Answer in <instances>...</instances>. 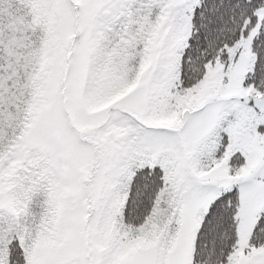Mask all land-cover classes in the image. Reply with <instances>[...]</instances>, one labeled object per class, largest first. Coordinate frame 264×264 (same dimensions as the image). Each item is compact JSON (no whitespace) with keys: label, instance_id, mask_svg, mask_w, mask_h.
Masks as SVG:
<instances>
[{"label":"snow or ice","instance_id":"1","mask_svg":"<svg viewBox=\"0 0 264 264\" xmlns=\"http://www.w3.org/2000/svg\"><path fill=\"white\" fill-rule=\"evenodd\" d=\"M0 264H264V0H0Z\"/></svg>","mask_w":264,"mask_h":264}]
</instances>
